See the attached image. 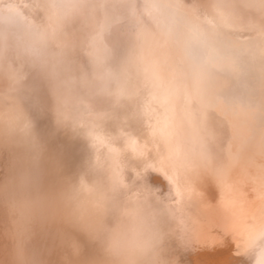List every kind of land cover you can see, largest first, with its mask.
<instances>
[{"label": "clouds", "instance_id": "clouds-1", "mask_svg": "<svg viewBox=\"0 0 264 264\" xmlns=\"http://www.w3.org/2000/svg\"><path fill=\"white\" fill-rule=\"evenodd\" d=\"M43 111L83 145L71 173ZM5 152L0 264H46L53 227L61 264H181L209 232L264 264V0H0Z\"/></svg>", "mask_w": 264, "mask_h": 264}, {"label": "bare ground", "instance_id": "bare-ground-1", "mask_svg": "<svg viewBox=\"0 0 264 264\" xmlns=\"http://www.w3.org/2000/svg\"><path fill=\"white\" fill-rule=\"evenodd\" d=\"M44 100L46 102L50 103V101H48L46 93L44 94ZM33 118H34V122L36 125L37 132L41 136L42 140L44 141L49 156L58 159V158H60L58 156L63 154L62 157L66 156V158H67V156H68L67 154L69 153L70 156L76 155V157H78L80 159V161L77 160L78 164L81 162L82 157H83V152H84V148H83L82 143L81 142H69V141L62 140L60 137H62L64 134L62 132H59L56 130L50 112H47V111L34 112ZM65 142H67V143L69 142V144H67V143L65 144ZM65 153H67V154H65ZM4 154H5V156L8 157V154H6V153H4ZM5 156H4V158L7 159V157H5ZM68 158L70 159V157H68ZM72 158H71V160H72ZM4 160H2L3 163L8 162V160H6L5 162H4ZM59 161H61V160H59ZM66 161H67V159H66ZM72 161H74V160H72ZM75 162H76V160H75ZM61 163H63V162H61ZM2 164L0 166H2ZM74 164H76V163H74ZM7 166H8V163H7V165H3L2 167H4V168L6 167V169H7ZM2 167H0V170H1L0 173H2L4 175V174H6L5 172H7V171H6V169L4 170V168H2ZM3 170L5 172H2ZM2 174L0 175L1 179L3 177ZM5 177H3V178H5ZM145 180L149 184H154V185H158V184L163 182L162 178L160 176L154 174V173L146 174ZM8 228H9V223H8L7 215L3 210H0V260H4V261H7L8 253H9V250L11 248V243L7 237ZM53 240H56V241H53ZM79 241L82 242V239H80V237H79ZM84 242H85V239H84ZM84 242H83V245H85L87 243V242L86 243H84ZM58 245H59V242L55 238V228L53 227L52 229L48 230L47 234L38 233L37 236L32 241V244L30 245V247L35 248L37 251H39L41 253V259L44 260L46 262V264H54V263L57 264V262L61 263V261H59L61 259L56 257V255H60V253L58 254V252L61 251V249H62ZM86 245L84 246L85 250H87V248L93 250V247L90 248V245H87L89 247H87ZM55 246L59 247V251L56 252L57 253L56 255H54L57 258V261L55 260L56 258L54 259V256H53V258L48 256V255H50L49 253L51 250H53V251L55 249L58 250V248H56ZM54 247H55V249H54ZM234 247H235V245H234V243L230 237H222V236L217 235L215 232H209L208 234H206L202 238V240L196 245V247L193 250L185 251L181 255L180 261H181V264H235V258L232 255ZM89 249H88V251H89ZM85 250H84V253L86 252ZM93 252L91 251L90 253H93ZM62 253H64V251ZM85 255H88V257L92 256V254L89 255V253H87ZM86 258H87V256H86ZM244 264H250V262L245 261Z\"/></svg>", "mask_w": 264, "mask_h": 264}, {"label": "rangeland", "instance_id": "rangeland-1", "mask_svg": "<svg viewBox=\"0 0 264 264\" xmlns=\"http://www.w3.org/2000/svg\"><path fill=\"white\" fill-rule=\"evenodd\" d=\"M60 136H61V135H60ZM60 136H59V137H60ZM60 138H61L62 140H65V141H69V140H67L68 138H67L65 135H63V136L60 137ZM66 143H67V142H65V144H66ZM67 144H69V142H68ZM5 153H6V152H5ZM6 154H7V153H6ZM65 154H67V153H65ZM62 155H63V154H62ZM62 155L58 156V157H60V158H58V159L61 160L60 162H63V163H61V164L63 165L65 172H66V173H71L72 171L75 170L76 166L78 165L77 160L80 161V159H79L78 157H76V155H74L75 157H74L73 155L70 156L69 153L67 154V155H68L67 158H66V156H65V157L63 156V157H62ZM0 156H1V155H0ZM4 156H5V154L2 155V156L0 157V160H1V159H2V160L5 159V160H4V162H5L6 160H8V157L5 156V157H7V159H6V158H4ZM68 157H70V159H69ZM72 157H73V158H72ZM64 158H65V159H64ZM71 158H72V160H74V161H72ZM75 158H76V159H75ZM66 159H67L68 162L66 161ZM2 160H1V161H2ZM70 160H71V161H70ZM75 160H76V162H75ZM1 161H0V165L3 163V161H2V162H1ZM69 161H70V162H69ZM7 163H8V162H7ZM7 163H3L2 166H3V165H7ZM66 163H67V164H66ZM70 163H71V164H70ZM74 163H76L77 165L74 164ZM2 166H0V167H2ZM2 168H4V167H2ZM5 169H6V167L4 168V170H5ZM7 169H8V166H7ZM7 169H6V171H7ZM4 170H3L2 172H5ZM0 172H1V170H0ZM5 173L7 174V172H5ZM1 174H2V173H0V175H1ZM6 174H4V175L2 174L3 177H5ZM0 177H1V176H0ZM3 177H2V179H1V178H0V179L3 180V179H4ZM73 235H74V236L76 237V239H78V240H79V237H80V239H82V242H81V243L83 244V242H84V237H83V236L78 235V234H76V233H73ZM53 241H56V240H53ZM54 243H55V242H54ZM84 243H86V241H85ZM86 244H87V243H86ZM86 244H85V245H86ZM85 245H84V246H85ZM87 245H88V244H87ZM87 245H86V246H87ZM58 246H59V245H58ZM55 247H56V246H55ZM55 247H54V249H55ZM59 247H60V246H59ZM59 247H56V248H58V250H56V249H55L54 251L51 250L53 253L50 251V253H49L50 255H48V256L53 258V256L57 254L56 252L59 251ZM87 247H89V246H87ZM84 248H85V247H84ZM90 248H92V246H90ZM60 249H61V248H60ZM88 249H89V248H87V250H85V249H84V250L87 252ZM62 250H63V249H61V251L58 252V254L60 253V255H56V257H58V258H60V259L62 258L61 256L64 255V253H62L64 250H63V251H62ZM91 251L93 252L94 249H93V250L89 249V251H88L87 253H89V255H91V254L93 255L94 252H93V253H90ZM86 252L84 253V255L87 254ZM51 253H52V254H51ZM47 254H48V253H47ZM62 254H63V255H62ZM46 256H47V255H46ZM48 256H47V257H48ZM86 256L88 257V255H85V257H86ZM56 257L54 256V259H55ZM55 260L57 261V258H56ZM59 261H61V260H59ZM54 262H55V261H54ZM59 263H60V262H59ZM59 263L57 262V264H59ZM54 264H55V263H54ZM60 264H61V263H60Z\"/></svg>", "mask_w": 264, "mask_h": 264}]
</instances>
